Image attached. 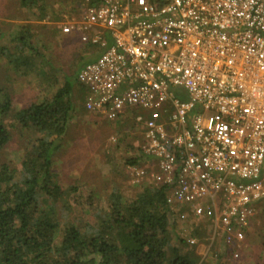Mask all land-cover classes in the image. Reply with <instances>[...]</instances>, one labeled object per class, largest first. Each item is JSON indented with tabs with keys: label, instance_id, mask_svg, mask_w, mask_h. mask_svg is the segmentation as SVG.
I'll return each instance as SVG.
<instances>
[{
	"label": "built area",
	"instance_id": "1",
	"mask_svg": "<svg viewBox=\"0 0 264 264\" xmlns=\"http://www.w3.org/2000/svg\"><path fill=\"white\" fill-rule=\"evenodd\" d=\"M85 2L60 26L102 51L76 75L83 109L144 117L131 181L167 189L188 246L201 222L238 242L264 202V0Z\"/></svg>",
	"mask_w": 264,
	"mask_h": 264
},
{
	"label": "trees",
	"instance_id": "2",
	"mask_svg": "<svg viewBox=\"0 0 264 264\" xmlns=\"http://www.w3.org/2000/svg\"><path fill=\"white\" fill-rule=\"evenodd\" d=\"M89 1L90 5L96 2ZM18 5L37 20L51 8L46 0H18ZM10 38L0 45V55L13 74L26 77L34 73L38 62L45 64L27 25H21ZM96 48L98 57L102 51ZM57 71L51 75L56 88L49 96L13 113L20 130H33L36 137L28 143L18 169L0 162V264H225L224 253L204 263L195 246L185 248L180 234L172 241L177 223L165 203L167 189L163 186L137 185L139 189L129 199L113 190L103 208L94 213V192L87 190L72 197L67 206L90 210L95 223L59 217L55 204L64 191L56 181L53 164L71 130L77 105L73 93L76 73L69 76ZM10 115L11 99L0 88V152L14 128L6 125ZM140 163V158L127 162ZM196 230L193 236L197 239Z\"/></svg>",
	"mask_w": 264,
	"mask_h": 264
},
{
	"label": "rangeland",
	"instance_id": "3",
	"mask_svg": "<svg viewBox=\"0 0 264 264\" xmlns=\"http://www.w3.org/2000/svg\"><path fill=\"white\" fill-rule=\"evenodd\" d=\"M46 4L51 8L43 19L37 20L19 7L18 0H0V45L10 41L12 38L8 39V36L12 37L21 25H27L45 58V64L38 62L34 73L19 77L7 66L3 59L5 56L0 55V88L12 102V115L7 117L6 125L14 127L10 130L9 143L0 152V162L17 169L28 143L35 139L36 133L30 129L20 130L13 113L49 96L56 88L51 75L58 72L57 69L69 76L77 75L83 65L93 62L98 55L96 47L84 45L75 33L66 36L60 32L65 20L80 19L86 7L84 2L46 0ZM74 86L77 106L71 130L56 153L53 164L56 181L64 191L55 207L64 221L95 223L93 213L103 208L111 191L118 190L129 199L139 189L131 181L127 169L131 165L127 162L140 158L139 147L144 142L141 129L144 117L134 111L133 116L128 118L130 112L127 111L119 121L110 122L99 115L88 114L82 107L86 92L77 81ZM87 190L94 192L96 207L93 213L88 209L68 207L72 197L83 195ZM255 211L250 226L232 245L226 246L217 238L211 241L212 226L207 222L198 224L196 231L199 235L194 247L196 255L204 263L210 261L212 255L224 253L226 257L222 260H225V264H264V202L257 204ZM178 230L179 224L176 225L173 242L179 234ZM185 248L192 247L187 245Z\"/></svg>",
	"mask_w": 264,
	"mask_h": 264
}]
</instances>
